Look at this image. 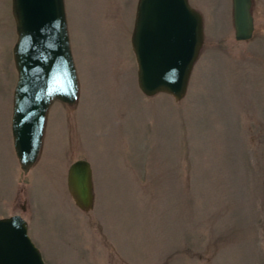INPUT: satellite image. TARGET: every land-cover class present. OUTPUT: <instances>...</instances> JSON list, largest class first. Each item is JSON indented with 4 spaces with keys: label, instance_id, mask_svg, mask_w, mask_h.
I'll list each match as a JSON object with an SVG mask.
<instances>
[{
    "label": "rangeland",
    "instance_id": "obj_1",
    "mask_svg": "<svg viewBox=\"0 0 264 264\" xmlns=\"http://www.w3.org/2000/svg\"><path fill=\"white\" fill-rule=\"evenodd\" d=\"M63 1L77 99L51 102L22 173L10 137L14 22L0 0V217L22 216L45 264H264V0H252L241 41L231 0H187L203 43L178 101L136 85V0ZM76 159L92 173L86 211L66 187Z\"/></svg>",
    "mask_w": 264,
    "mask_h": 264
},
{
    "label": "water",
    "instance_id": "obj_2",
    "mask_svg": "<svg viewBox=\"0 0 264 264\" xmlns=\"http://www.w3.org/2000/svg\"><path fill=\"white\" fill-rule=\"evenodd\" d=\"M252 0H231L233 37L252 35ZM16 72L11 93L10 137L19 169L36 161L51 102L75 104L78 87L63 0H10ZM203 43L202 20L187 0H136L130 46L136 85L147 96L157 93L181 100ZM264 76V62L262 66ZM66 187L81 210L93 202L92 173L84 159L66 170ZM23 208V206H22ZM0 264H45L27 235L19 214L0 217Z\"/></svg>",
    "mask_w": 264,
    "mask_h": 264
},
{
    "label": "flooded vegetation",
    "instance_id": "obj_3",
    "mask_svg": "<svg viewBox=\"0 0 264 264\" xmlns=\"http://www.w3.org/2000/svg\"><path fill=\"white\" fill-rule=\"evenodd\" d=\"M27 225V224H26Z\"/></svg>",
    "mask_w": 264,
    "mask_h": 264
}]
</instances>
